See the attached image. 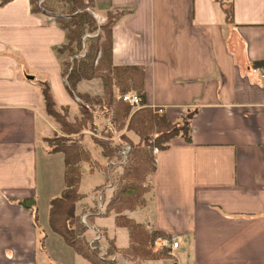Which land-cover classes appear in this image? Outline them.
<instances>
[{
	"label": "crops",
	"instance_id": "0c3cea01",
	"mask_svg": "<svg viewBox=\"0 0 264 264\" xmlns=\"http://www.w3.org/2000/svg\"><path fill=\"white\" fill-rule=\"evenodd\" d=\"M222 2L93 0L89 10L100 24L110 11L126 12L113 30V63L144 68L147 107L172 123L198 111L192 142L175 138L156 154L139 208L144 220L137 210L125 213L178 238L168 264H264V84L253 66L264 63V0ZM231 6L234 24L226 19ZM65 43L56 17L34 13L30 0L0 7V264H91L53 231L45 238L44 221L36 220L58 195L51 179H60L55 162L64 163L61 153L47 152L54 127L38 81L50 82L58 108L69 107L73 120L80 109L56 54ZM79 92L102 95L103 85L101 93ZM30 199L34 210L20 204ZM128 239L115 243L118 250L130 247Z\"/></svg>",
	"mask_w": 264,
	"mask_h": 264
},
{
	"label": "trees",
	"instance_id": "16d2710c",
	"mask_svg": "<svg viewBox=\"0 0 264 264\" xmlns=\"http://www.w3.org/2000/svg\"><path fill=\"white\" fill-rule=\"evenodd\" d=\"M12 0H0V7ZM30 0L34 13L54 15L60 28L65 32L66 43L56 49L62 59V77L69 95L79 100L80 115L73 123L68 122L66 113L69 107L58 108L49 81H38L44 108L67 137L45 138L49 154L61 153L64 156V190L61 195L50 201L49 226L59 235L66 245L74 249L91 264H119L111 258L121 254L131 260L163 262L168 260V250L153 249L157 239L169 238L159 231H149L144 225L136 223L126 216V212L135 211L146 205V195L151 191L149 177L156 170L154 150L166 151L175 138L192 142V121L197 110H187L179 122H170L160 109L146 106L144 87L145 70L139 66H116L113 63V30L124 11H110L105 23L100 24L89 11L93 0ZM224 5L222 0H218ZM229 24H234L233 7L225 11ZM90 36V37H88ZM255 68H262L264 63H254ZM99 79L103 85V94L91 96L78 91L83 81ZM137 93L142 99V108H133L117 99V94ZM64 112V115L58 111ZM104 119L111 123L105 126L104 140L94 139L101 148L102 156L108 160L120 158L124 146L131 150L123 173L119 176L116 190L107 206V212L116 216V226L128 230L130 247L118 250L114 241H110L108 254L102 257L98 245L90 247L86 241L88 227L82 223L78 214V205L84 199L79 191L82 180L81 165L93 162L91 152L83 142L82 130L88 125ZM124 134L116 140V135ZM130 134L139 139L135 143ZM77 136V138H70ZM36 201L24 200L20 204L34 210Z\"/></svg>",
	"mask_w": 264,
	"mask_h": 264
},
{
	"label": "rangeland",
	"instance_id": "374dc122",
	"mask_svg": "<svg viewBox=\"0 0 264 264\" xmlns=\"http://www.w3.org/2000/svg\"><path fill=\"white\" fill-rule=\"evenodd\" d=\"M104 21V20H103ZM105 23V21L103 22ZM79 91L83 93H90V94H97L101 93L102 91V83L98 80H91V81H83L79 85ZM78 103V102H77ZM58 111L61 113V115H64V112L60 109ZM77 113V115H80ZM135 110H133L134 112ZM66 117L68 122L73 123L75 120H73V112L70 110L69 112L66 113ZM46 118L50 121V124L53 125L54 130L49 133L47 139L53 138L55 136H61V137H67V135L64 134L61 130V126L49 115L46 114ZM76 119V118H75ZM101 120V119H100ZM97 122L99 119L96 120ZM103 122L100 126L96 127V132L95 134L91 135L88 132H92V130L95 129V126L88 125L84 130H82V135H83V142L86 148H89L91 150V154L93 159V162L91 165L87 163H82L81 165V172H82V180L80 183L79 191L84 194V199L82 200L84 204L81 207L80 216L81 218L83 216L87 217V222L89 223L88 226L89 228L87 229L86 232V241L88 245L90 246L91 241L97 236V230L101 231V239L100 242L97 241L95 242V245H98V249L100 251V254L102 257H106L108 254V246L110 244V241L113 240L114 243H117L120 246H127L129 244V239H128V231L125 228H119L115 224V215L114 213H109L108 215L106 214L107 212V206L108 203L110 202L113 192L116 190L117 182L119 176L123 173V167L125 164L122 165V157L108 160L102 156V150L100 147H98L94 139L98 140H104V135H103V130L106 126L104 125ZM124 132L119 133L116 135V140L119 141V136L124 134ZM132 135V136H131ZM131 138H134L135 143L139 142V139L131 134ZM70 138H77V136H72ZM58 157V156H55ZM57 162H55V167H59V176L60 179H51V181H54L52 184L55 186H59V191L56 193L58 195H55L57 198L58 196L61 195V192L64 188V163H62V160L59 158ZM57 170L58 174V169ZM48 179H46V182ZM105 191V201H104V210L99 213L98 210V203L97 201L93 200L94 194H96L99 191H104V187H108ZM49 206L45 202V205L43 204L42 207L39 209V214L36 218L37 222L45 224L46 226V233H45V238L48 233H51L52 229L49 226ZM136 211V210H135ZM134 212V211H132ZM133 214V213H132ZM92 215V216H91ZM96 215V216H95ZM138 220H144V212H142L139 208L137 209V212L133 214ZM94 216V217H93ZM91 218V221H89ZM88 236V237H87ZM115 239V240H114ZM105 249V250H104ZM105 252V254H104ZM173 258L171 256H168V260L172 262ZM47 261L49 264H57L55 261H52V259L48 258ZM135 264H158L159 262H151V261H145V260H131ZM117 263L122 264L121 261L118 259L116 260ZM166 261H161V264H164ZM167 263V262H166ZM173 263V262H172ZM168 264V263H167Z\"/></svg>",
	"mask_w": 264,
	"mask_h": 264
},
{
	"label": "built area",
	"instance_id": "2783aa9c",
	"mask_svg": "<svg viewBox=\"0 0 264 264\" xmlns=\"http://www.w3.org/2000/svg\"><path fill=\"white\" fill-rule=\"evenodd\" d=\"M41 2H43V0ZM88 37H90V36H88ZM254 72L255 73H261V78H262V81H263V84H264V70L261 69V68H255ZM117 99L123 101L124 103H126L128 105H130L135 111H137V110L142 108V99L135 92H129V93H126V94H123V95L118 93L117 94ZM78 101L79 100H77V102ZM94 126H95V129L92 130V132H88V131H86V132L91 134V135L95 134L94 132H96V130H97L96 129L97 124L95 123ZM106 126L111 127V123L109 121H107ZM130 150H131V147L129 145L124 146L123 149L121 150L120 156L123 159V161L121 162L122 165L127 162ZM158 152H159L158 149L154 150V154L155 155ZM108 188H109V186L108 187H104V191H99L96 194H94V196H93V200L97 201V203H98L97 207H98L99 213H101L104 210V201H105L104 200L105 199L104 196H105V191ZM81 220H82V223H84L89 228V226H88L89 223L87 222V217L83 216L81 218ZM96 230H97V236L90 243V247H92V248L94 247L95 242H97V241L100 242V239H101V231L98 230V229H96ZM161 248L167 249L168 250V256H171L173 259H175L176 258L175 253H176V251H178L180 249V242H179V240H178V238L176 236H171L169 238H163V239H161V238L157 239L154 242V244H153V249L154 250H158V249H161ZM104 254H105V252H104ZM111 259L113 261H116V260L119 259L122 264H135L133 261H129V260H126V259L122 258V256H120L119 254L115 255Z\"/></svg>",
	"mask_w": 264,
	"mask_h": 264
}]
</instances>
